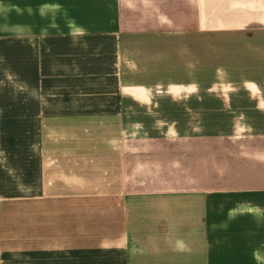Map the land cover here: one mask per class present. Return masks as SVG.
Returning <instances> with one entry per match:
<instances>
[{
	"label": "crops",
	"instance_id": "obj_1",
	"mask_svg": "<svg viewBox=\"0 0 264 264\" xmlns=\"http://www.w3.org/2000/svg\"><path fill=\"white\" fill-rule=\"evenodd\" d=\"M29 4L0 7V264H264V0ZM174 91L181 131L142 101Z\"/></svg>",
	"mask_w": 264,
	"mask_h": 264
},
{
	"label": "rangeland",
	"instance_id": "obj_2",
	"mask_svg": "<svg viewBox=\"0 0 264 264\" xmlns=\"http://www.w3.org/2000/svg\"><path fill=\"white\" fill-rule=\"evenodd\" d=\"M23 4H24V9L28 6H30L29 3H33L34 5H37L36 2L37 0H22ZM0 7L6 10V20H8V22H6V25L11 27L10 25L13 24L14 27V0H0ZM25 15H24V19H25ZM26 20V19H25ZM33 22L31 21H25L24 22V27L25 29L28 27H32ZM36 24L38 23L35 22ZM12 27V28H13ZM142 101H146V103H152V101H157L158 105L159 103L163 108H155L152 110H148L149 112H152L153 115H155L156 117H158L159 119H163L164 121H168L169 119H174L178 122L175 123V126L177 127V129H179V131H181L182 128V123L180 121L181 119V114L180 111L176 112L177 109L175 108L176 106L172 103H175L177 105H179L180 103V98H181V93L178 91H174V92H155L153 94H148L145 96H142ZM156 103L153 105V107H157L158 106ZM158 106V107H159ZM173 120V123H174ZM164 128L167 127L166 125L163 126Z\"/></svg>",
	"mask_w": 264,
	"mask_h": 264
}]
</instances>
